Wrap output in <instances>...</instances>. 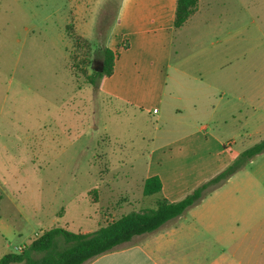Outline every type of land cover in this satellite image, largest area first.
<instances>
[{
    "label": "rangeland",
    "instance_id": "rangeland-1",
    "mask_svg": "<svg viewBox=\"0 0 264 264\" xmlns=\"http://www.w3.org/2000/svg\"><path fill=\"white\" fill-rule=\"evenodd\" d=\"M120 2L0 0V259L56 227L92 233L158 201L179 202L264 140V0H206L201 8L218 27L177 32L169 83L191 89V77L202 75L203 119L171 136L174 124L157 126L155 117L106 98L103 77L90 84L103 70ZM233 96L242 103L225 125L218 116ZM170 103L169 110L186 100ZM155 174L165 187L144 197ZM218 215L224 222H214ZM172 222L210 237L251 231L264 257V153L209 185Z\"/></svg>",
    "mask_w": 264,
    "mask_h": 264
},
{
    "label": "crops",
    "instance_id": "crops-1",
    "mask_svg": "<svg viewBox=\"0 0 264 264\" xmlns=\"http://www.w3.org/2000/svg\"><path fill=\"white\" fill-rule=\"evenodd\" d=\"M205 1L199 0L187 23L175 29L177 0H121L112 31L105 41L106 49L112 51L115 58L113 73L103 77L99 84L100 91L111 101L155 117L157 126L174 124L175 128L168 130L166 135L184 134L185 127L194 124L198 127L203 119L198 110L199 97L204 95L201 86L205 79L202 75L191 77L190 86L195 89L177 87L175 81L169 83V77L171 69L176 70L172 59L177 32L192 27L197 30L218 27L219 18L213 20L205 16L201 8ZM210 21H214L213 24ZM196 44L201 46L203 43L198 41ZM185 60L181 59V63ZM249 76L251 78V73ZM236 80L239 82L235 74ZM235 98L233 96L228 104L222 105L225 113L219 114L220 123L226 125L228 119H236V108H240L242 99L239 98L237 104ZM169 100H186V105L174 106L169 110L168 106H173ZM206 128L207 125H204L200 131ZM200 131L181 137L175 143L199 135ZM153 176L161 179L163 190L162 177L158 174ZM221 219L222 215L213 218L214 222H224ZM174 220L86 264H264V257H258L257 248L250 241L254 239L251 231H217L215 237H210L209 232L184 227L173 223ZM226 239L229 243L238 239L239 242L227 247Z\"/></svg>",
    "mask_w": 264,
    "mask_h": 264
},
{
    "label": "trees",
    "instance_id": "trees-1",
    "mask_svg": "<svg viewBox=\"0 0 264 264\" xmlns=\"http://www.w3.org/2000/svg\"><path fill=\"white\" fill-rule=\"evenodd\" d=\"M198 4L199 0H177L175 29H180L187 23ZM114 58L112 51L104 50L103 70L94 73V76L90 78V84H93L96 79L99 81L104 76L112 75ZM262 153H264V140L242 153L238 161L228 170L200 186L179 202L158 201L155 209L133 211L112 220L92 233H74L61 227L53 228L20 253L5 254L0 259V264H86L100 255L131 242L133 238L155 232L169 221L182 216L189 208L201 201L209 185L228 179L247 161ZM162 188L163 185L158 176L149 177L144 183V196H154L161 192ZM58 241H62L65 245L61 250L56 249ZM33 252L44 255L35 259L31 255Z\"/></svg>",
    "mask_w": 264,
    "mask_h": 264
},
{
    "label": "built area",
    "instance_id": "built-area-1",
    "mask_svg": "<svg viewBox=\"0 0 264 264\" xmlns=\"http://www.w3.org/2000/svg\"><path fill=\"white\" fill-rule=\"evenodd\" d=\"M155 113L157 112V110L154 111Z\"/></svg>",
    "mask_w": 264,
    "mask_h": 264
}]
</instances>
